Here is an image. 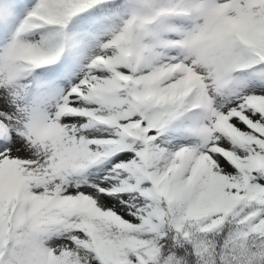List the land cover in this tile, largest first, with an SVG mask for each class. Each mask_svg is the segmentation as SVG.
<instances>
[{"label": "snow or ice", "instance_id": "6c2138e0", "mask_svg": "<svg viewBox=\"0 0 264 264\" xmlns=\"http://www.w3.org/2000/svg\"><path fill=\"white\" fill-rule=\"evenodd\" d=\"M0 264H264V0H0Z\"/></svg>", "mask_w": 264, "mask_h": 264}]
</instances>
